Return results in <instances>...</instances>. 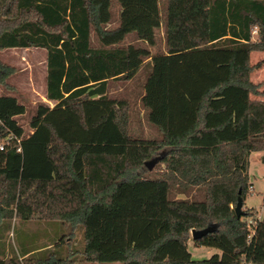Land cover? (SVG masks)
<instances>
[{
    "label": "trees",
    "instance_id": "16d2710c",
    "mask_svg": "<svg viewBox=\"0 0 264 264\" xmlns=\"http://www.w3.org/2000/svg\"><path fill=\"white\" fill-rule=\"evenodd\" d=\"M28 48L45 52L54 106L24 136L25 106L0 96V223L61 222L82 248L62 237L0 264H264V217L234 212L250 154L264 163V101L250 98L264 0H0V51ZM12 72L0 62L1 85ZM132 97L158 137L131 129ZM210 224L192 242L219 253L194 260L190 231Z\"/></svg>",
    "mask_w": 264,
    "mask_h": 264
},
{
    "label": "rangeland",
    "instance_id": "374dc122",
    "mask_svg": "<svg viewBox=\"0 0 264 264\" xmlns=\"http://www.w3.org/2000/svg\"><path fill=\"white\" fill-rule=\"evenodd\" d=\"M130 40H132V37L128 36L126 41ZM163 49V32L160 28L156 31V47L151 50ZM0 62L13 69L12 74L5 80L7 87L0 84V96L12 95L19 103L25 106V114L15 119L23 129L24 136H27L31 133L29 123L37 106L40 104L48 105L50 108L54 106V102H49L45 98V52L35 48L5 49L0 51ZM250 64L252 66L259 64L250 75V81L254 86V92L250 95V98L264 101V52L252 53L250 55ZM149 71V65H143L135 75L131 86L138 93L142 92V86ZM110 91L115 94L118 89L115 86H111ZM132 99L134 100L131 102L132 108H134V119H140L141 121L137 123L131 121V129L139 134L136 135L138 137H158L159 132L147 122L146 115H143L139 101H136L133 97ZM261 157L262 152H254L248 158V176L251 188L245 195L243 202V209H254L258 218L264 217V163H262ZM196 194V199L202 200L203 190L196 189ZM6 228V224L0 223V244L3 245V243L5 244L8 241L14 250L15 248L36 250L42 245L57 238L62 239V237L70 241L75 249L79 250L82 248L81 230L79 228L74 229L70 225H63L61 222L14 220L8 226V233L4 235L3 230ZM188 252L192 259L195 260L208 259L213 254L219 253L218 250L213 248L195 247L192 242L188 243Z\"/></svg>",
    "mask_w": 264,
    "mask_h": 264
},
{
    "label": "water",
    "instance_id": "95a60500",
    "mask_svg": "<svg viewBox=\"0 0 264 264\" xmlns=\"http://www.w3.org/2000/svg\"><path fill=\"white\" fill-rule=\"evenodd\" d=\"M242 206H243L242 198L241 196L238 195L237 202L234 207V212L237 217H240L244 214L242 210ZM216 228H217L216 224H210L202 230H191L190 231L191 240L200 239L201 237H204L209 233L215 232Z\"/></svg>",
    "mask_w": 264,
    "mask_h": 264
},
{
    "label": "crops",
    "instance_id": "0c3cea01",
    "mask_svg": "<svg viewBox=\"0 0 264 264\" xmlns=\"http://www.w3.org/2000/svg\"><path fill=\"white\" fill-rule=\"evenodd\" d=\"M44 85H45V83H44ZM183 197L184 196H182V195L181 196H178V198H183ZM190 242H192L191 238L188 241V243H190ZM12 251H13V249L11 248L10 244L8 243V241L5 244L3 243V245L0 244V257H2V256L3 257H10L12 255ZM22 251L23 252H27V251H32V250H22Z\"/></svg>",
    "mask_w": 264,
    "mask_h": 264
},
{
    "label": "built area",
    "instance_id": "2783aa9c",
    "mask_svg": "<svg viewBox=\"0 0 264 264\" xmlns=\"http://www.w3.org/2000/svg\"><path fill=\"white\" fill-rule=\"evenodd\" d=\"M1 149V148H0Z\"/></svg>",
    "mask_w": 264,
    "mask_h": 264
}]
</instances>
